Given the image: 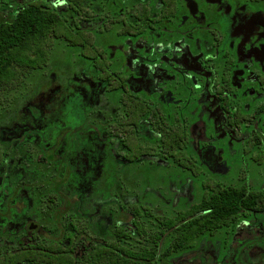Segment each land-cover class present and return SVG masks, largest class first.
<instances>
[{
  "label": "rangeland",
  "instance_id": "1",
  "mask_svg": "<svg viewBox=\"0 0 264 264\" xmlns=\"http://www.w3.org/2000/svg\"><path fill=\"white\" fill-rule=\"evenodd\" d=\"M24 1L0 0V21L10 19ZM51 1L62 8V0ZM107 1L87 0L86 5L106 15L122 8ZM241 1L246 4L234 1L233 10L226 4L217 16L218 6L209 10L206 0H184L178 5L179 18L170 25L179 24L175 32L169 27L163 37L148 34L134 42L123 37L116 22H93L91 34L112 62L113 72L127 77L134 86L142 77L129 70L144 65L155 71L160 85L157 90L145 87L146 93L168 122L188 131L187 153L199 166L195 174L164 155L162 138L147 123L137 133L130 132V127L122 128L125 108L121 94L101 87L92 60L62 36L49 38L44 67L16 66L17 77L0 85V243L4 247L16 244L18 237L24 243L25 231L16 234L15 230L31 223L37 224L33 235L40 242H49L45 232L63 233V243L71 237L78 242L80 254L87 251L85 245L115 240L117 228L130 234L126 240L130 247L152 245L148 236L158 230V216H174L199 202L208 192L207 183L252 190L264 187L263 144L247 145L244 138L252 131L250 125L236 134L222 125L223 116L215 109V102L201 97L204 71L192 68L190 61L184 71L181 62L200 51H214L210 35L200 29L190 34L186 28L204 12L217 16L214 24L220 25L221 31L231 19L227 7L238 12L243 6L240 11L244 15L264 17V0ZM68 16L74 22V15ZM179 36L183 39L177 42ZM228 43L229 31L228 39L220 43L219 56ZM173 44L177 49L173 50ZM165 62L172 63L170 70L163 69ZM215 64L221 72V58ZM171 72L177 74L173 81ZM255 85L237 87V104L249 114L263 101H257L250 91ZM207 116L216 120L215 126ZM259 124L264 134V117ZM131 133L142 148L137 151L132 147L135 154L141 152L135 160L126 157L131 152L126 141L132 140L127 137ZM145 149L148 151L142 152ZM52 152L62 160H52ZM133 207L140 209L137 222L144 229L133 223ZM169 242L170 236L164 237L161 250ZM169 264H264V210L245 213L234 224L201 235L194 246L171 254Z\"/></svg>",
  "mask_w": 264,
  "mask_h": 264
},
{
  "label": "flooded vegetation",
  "instance_id": "2",
  "mask_svg": "<svg viewBox=\"0 0 264 264\" xmlns=\"http://www.w3.org/2000/svg\"><path fill=\"white\" fill-rule=\"evenodd\" d=\"M32 1L35 0H25L24 2H22V4L19 5L18 10L12 15L10 19L16 17L17 14L28 3ZM43 1L44 3H46V5L54 8L58 13H60V15L64 18L65 23L71 30H73L75 33H82L87 36V39L84 41H71L67 39L66 36L61 35L72 47H80L85 58L92 60L95 68L99 71L98 75L96 76V81L101 87H103L106 91H118L121 94V103L125 108V120L124 122L120 123L122 128L125 129L130 127V132L137 133L142 125L147 123L149 127L162 138V149L164 155L177 164L178 162L173 159V156L163 146V135L164 130L184 129L187 134V137L185 138L186 144L184 148V154L193 161V164L197 169L199 167L197 160L192 154L187 153V148L190 146V141L189 133L186 128L182 125H173L168 122L166 116L162 115L161 111L152 102V97L146 93L147 91L145 87L149 88V86H151V90H157L156 87H159L160 85V82L158 81V83L156 81L158 79L156 78L157 76L155 74V71L144 68V65L142 67L136 66L135 69L133 68V70H129V72H131L132 75L134 74L137 78L142 77L141 82H135V85L133 86L130 83L131 81H129L127 77L113 72L111 67L112 62L107 57L105 51L99 48L93 35L91 34L92 28L94 27L93 22L97 20L95 22V24H97L98 20L103 19L106 20L105 22L107 23L111 21L120 24V33L123 35V37L125 36V38L133 39V42L134 40L142 37L147 38L148 34H151L150 36L153 38H157V36L158 38L159 36L163 37L164 33H167V29H169V27L173 28L174 32L176 29H178L179 24H176L174 26L170 25L172 21H174V19L178 17L179 2L184 3V0H156V2H154V0H109L107 1L109 2L108 4L117 6L121 5L122 7L109 10V15L100 14L99 12L93 11L92 9L90 10L86 5L87 0H82L83 9L84 11L89 13L88 16L81 14V12L74 6V2L72 3L73 0H62V8H60V6H58L51 0ZM152 1L156 4V9H153V7L155 6H151L150 3ZM234 1L237 2V0ZM234 1L229 2L228 0H206L205 4L207 6V9L209 10L212 8V6H218L216 8V15L218 16V12L225 11L226 4L228 5L229 9L233 10L232 7L234 6ZM238 1L246 4L245 1ZM107 2H104V4L106 5ZM219 3H221V6H219ZM228 7L226 9V12L231 16V19L227 27H222V31L220 25L216 26V24H214L217 16H213L209 12H204V15L199 18L203 19V21H199V19H196L193 23V26H186L187 31L190 34H192L194 30L198 31V29H200V31H205L208 35H210L211 49L214 51L211 53L200 51L195 57L191 56L189 58H186L185 60L182 59V67L184 71L188 70L187 66L190 61L193 64L192 68H194L195 70L199 69L200 71H204L206 83L204 85V88L201 89V97L210 98L209 101L213 100L215 102L217 107H215V109L219 110L223 116L222 125H224L227 129H230L235 134L239 132L241 133L243 129H246V127H249L250 125V127L252 128L251 133H242V135L248 134V136L244 138L246 139V141L248 139L247 145L263 144L264 146V134L259 124L260 119L264 117V67L261 66L262 58L264 59V45H262V42L264 40V17H252L253 13L244 15L242 11H240L243 6L239 8L238 12H230ZM188 13L189 17H191V7L188 8ZM69 14L74 15V22H71L69 20ZM232 21H234V24H231ZM203 22L205 23V25L207 24V27L205 25H202ZM182 24H184V22H182ZM180 26L182 27V25ZM227 29L229 31V43L226 45L227 50L224 47L222 49L223 54L219 56L220 43L222 42V40L228 39ZM179 38L180 40H178L177 42L183 39V37L180 36ZM248 39H250L249 42H247ZM147 43L149 44V42ZM173 47H175L173 48V50L177 49V45L175 46V44H173ZM220 58L224 66L221 72L215 64L216 60ZM126 59L127 61L132 60V58L129 59V57H127ZM241 59H245L246 61L241 62ZM141 64H143V62H141ZM164 66L168 68L169 66H172V63L165 62L163 65V69ZM143 75L146 76L147 80H144ZM176 75V73L171 72L169 78L172 80ZM247 84H256L253 89H250V91L253 90L252 92L255 95L257 101L263 100L255 108L253 114H249L248 110L242 107L243 105L240 107L237 104L236 100L238 96V89H241L242 86L245 87ZM134 88L136 89V91ZM140 89L143 90L140 91ZM135 103H141L144 109L143 112L136 115V119L134 117L135 114L133 108V104ZM207 119L210 122L212 121L215 126L216 120H212L209 116H207ZM132 133L131 135H127V137L131 138L132 140H126L129 150L131 151L130 154L126 156L129 160H135L136 157L141 154V152L135 154L136 152L134 153L132 147L137 149V151H140L142 149L139 146L136 137H134V134ZM134 139L136 140L134 141ZM244 149H246V147ZM146 151H148V149L142 150V152ZM178 151H181V147L178 148ZM51 155V157L54 158L52 160H62L61 157L57 158L54 152H52ZM131 156H133V158H131ZM178 165L181 166L180 164ZM191 172L195 174L197 171ZM75 202L77 207H79V203L76 200ZM134 208L137 207H133L132 209H130V212L134 217L133 223L137 225L138 216H135L133 214ZM27 225L28 224H26L25 227H22L21 229L15 230L16 234L19 233L20 230L25 231L24 236L22 237L23 240L25 239L24 243H21L19 241V237L16 244H8V246L10 245V247H4L0 243V264H2V259L4 258L5 253H17L23 247L33 246L40 243L39 239L34 238L35 236L33 235L35 229H37V224L31 223L28 227ZM26 231L27 233H29L26 236L27 239L25 238V234H27ZM16 234L14 237L17 236ZM44 236L48 238L49 242L41 243L48 244L56 241L62 242V244L65 246L71 245L73 243V247L75 248L77 256L80 255V250L77 244L78 242L74 241V239H72L71 237L67 240V243L64 244L63 239H61V237L64 238L63 233L55 235L51 234V232H45ZM33 241L34 243H32ZM102 242L103 241H99L98 243ZM92 245H95V243H90L89 247L88 245H85V250L90 248Z\"/></svg>",
  "mask_w": 264,
  "mask_h": 264
},
{
  "label": "trees",
  "instance_id": "3",
  "mask_svg": "<svg viewBox=\"0 0 264 264\" xmlns=\"http://www.w3.org/2000/svg\"><path fill=\"white\" fill-rule=\"evenodd\" d=\"M73 2L82 15L88 16L82 0ZM51 35H64L71 41L87 39L86 35L71 30L60 13L43 0L28 3L13 19L1 20L0 85L17 77V65L44 67L48 63L47 42ZM133 108L136 119V115L143 112V105L135 103ZM163 136V146L173 159L196 172L193 161L184 154L185 130H164ZM207 184L208 192L199 202L174 216H158V230L148 236L152 245L130 247L126 242L130 234L118 228L116 240L92 245L78 256L72 241L68 246L56 241L48 244L40 242L23 247L17 253H5L2 264H169L171 254L194 246L201 235L234 224L245 213L264 210V187L252 190L247 186L219 182ZM133 212L135 216H140L138 208H134ZM136 227L142 228L139 224ZM166 236H170V242L161 250V241Z\"/></svg>",
  "mask_w": 264,
  "mask_h": 264
}]
</instances>
